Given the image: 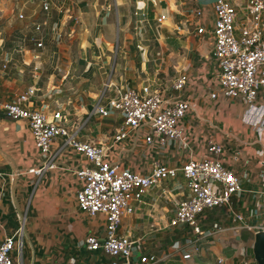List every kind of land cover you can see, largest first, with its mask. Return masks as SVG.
I'll list each match as a JSON object with an SVG mask.
<instances>
[{
	"label": "crops",
	"instance_id": "0c3cea01",
	"mask_svg": "<svg viewBox=\"0 0 264 264\" xmlns=\"http://www.w3.org/2000/svg\"><path fill=\"white\" fill-rule=\"evenodd\" d=\"M47 1L51 7L44 11V0H0L2 100L17 99L34 87L36 94L25 106L49 103V119H54V110H61L60 122L79 139L103 146L105 160L145 175L156 163L182 168L188 160L207 155L206 146L214 140L223 145L221 158L226 165L242 179V191L235 193L229 204L206 209L199 216L204 230L223 228L213 238L201 240L197 254L201 259L196 255L183 260L182 240L186 244L191 238V228L182 230L169 224L186 188H168L170 204L158 197L166 182L143 200H133V213L123 217L119 228L135 241L133 264H143L153 254L157 258L153 264H201V260L212 264L217 258L222 264L240 259L242 264H258L253 247L255 234L264 230V125L258 132L259 125L247 121L249 105L220 93L219 61L214 55L216 0ZM227 1L237 9L238 33L248 15V0ZM73 10L78 16L74 40L53 39V31L66 32L63 24ZM21 13L25 18L19 17ZM35 22L45 24L43 49L32 40ZM201 27L203 33L198 32ZM183 73L188 83L175 90L172 83ZM131 87L143 95L161 92L190 102L180 123L182 140L147 143L146 127L116 140L124 122L122 114L112 110L111 115L103 116L96 105L109 108L113 98ZM213 92L218 94L216 98H212ZM256 106H264V88ZM51 150L57 167L41 176L29 173V168L43 165L44 157L36 150L28 122L9 117L0 107V242L25 218L22 248L12 254L16 263L94 264L109 260L103 248L89 250L86 244L87 237L98 236L103 242L106 234L105 216H89L77 200L82 184L77 170L89 163L87 157L61 136L51 142ZM216 208L222 212L218 209L216 213Z\"/></svg>",
	"mask_w": 264,
	"mask_h": 264
},
{
	"label": "built area",
	"instance_id": "2783aa9c",
	"mask_svg": "<svg viewBox=\"0 0 264 264\" xmlns=\"http://www.w3.org/2000/svg\"><path fill=\"white\" fill-rule=\"evenodd\" d=\"M51 3L43 2V10L48 11ZM216 20L214 24L215 46L214 55L219 61L217 83L220 93L228 99L245 101L249 107L247 121L259 125L258 132L263 131L264 106L259 108L256 101L264 88V0H248L247 17L237 33L235 22L238 16L236 7L227 0H216L214 3ZM69 20L63 24L67 30H57L51 33L58 40L65 37L72 42L76 35L78 16L69 11ZM20 18H25L21 13ZM32 40L38 48L45 47L44 22H35ZM204 28L198 32L203 33ZM7 61L2 68H7ZM188 83L187 74H181L172 83V88L182 90ZM34 87L20 94L17 99L2 100L0 107L6 114L15 119L28 122L37 152L44 157L41 167L28 169L29 173L41 176L47 170L55 169V153L51 150V142L57 137H63L64 142L84 154L89 163L77 170L81 179V187L77 190V200L80 209L89 216L103 214L106 218L105 237L101 242L98 236L86 239L87 248L96 250L103 248L110 257L109 260L94 264H133L132 252L135 241L128 235L119 232L122 219L126 214L133 213V200L141 201L162 182L184 180L182 198L176 203L174 215L169 219L171 226L191 228V238L187 240L184 250L180 249L183 260H192L199 252L201 240L213 238L222 227L204 230L198 223L199 216L206 210L222 204H229L231 197L242 191L241 177L229 168L221 158L223 145L214 140L207 144L208 154L200 158L188 160L182 168L170 167L156 163L149 174H141L122 166L119 162L105 160V148L92 141H83L75 131L60 122L61 110L52 112L54 119H49V103L35 108L24 105L28 99L35 96ZM212 98L218 96L211 94ZM57 102V99H53ZM108 108L98 103L96 110L103 116L111 115L112 110L120 112L124 122L115 134L117 141L123 140L128 134L142 127L148 128L147 143L164 145L170 140H182L183 129L181 121L190 109V102L181 97H165L161 92L150 95L141 94L137 88L131 87L110 101ZM181 187L180 181L176 182ZM182 188H180L181 190ZM179 190V189H178ZM158 197L165 204L171 201V192L164 187ZM25 233V218L17 229L0 242V264H19L13 260L12 254L21 250ZM153 254L144 260L143 264H153L156 261ZM89 264V263H71Z\"/></svg>",
	"mask_w": 264,
	"mask_h": 264
},
{
	"label": "rangeland",
	"instance_id": "374dc122",
	"mask_svg": "<svg viewBox=\"0 0 264 264\" xmlns=\"http://www.w3.org/2000/svg\"><path fill=\"white\" fill-rule=\"evenodd\" d=\"M177 181H180V183H181V187H178L177 185H176V182ZM177 181H170V182H167L166 181V183H164V185H167V187L168 188H170V189H172L173 191H178V189L180 190V188H183V187H185L184 186V180H183V178L181 177V178H179ZM150 199H153L152 197H150ZM171 202V201H170ZM167 204H170V203H167ZM218 209L220 210V212H222V210L220 209V208H216L215 210H216V213L218 212ZM215 215V212L214 213H212V216H214ZM216 217V216H215ZM184 228H185V230L186 229H188V226L186 225V226H184ZM182 230H183V228H181ZM181 230V231H182ZM180 234V233H179ZM180 240V239H179ZM182 240V239H181ZM183 241V245H182V250H184L185 249V247H186V244H187V242H186V244H185V240H182ZM207 244H203L202 246H206ZM173 250H174V248H173ZM197 257L198 258H200L201 259V257H200V255H197ZM242 258V257H241ZM203 262V260H201V264H205V263H202ZM212 264H222V259H219V258H217V259H215V261L212 263ZM235 264H242V261H241V259L238 261V262H236Z\"/></svg>",
	"mask_w": 264,
	"mask_h": 264
},
{
	"label": "water",
	"instance_id": "95a60500",
	"mask_svg": "<svg viewBox=\"0 0 264 264\" xmlns=\"http://www.w3.org/2000/svg\"><path fill=\"white\" fill-rule=\"evenodd\" d=\"M254 257L258 264H264V230H259L255 234V242L253 247Z\"/></svg>",
	"mask_w": 264,
	"mask_h": 264
}]
</instances>
